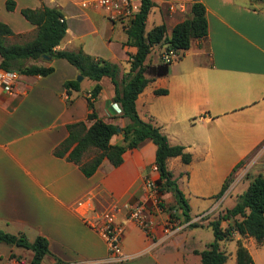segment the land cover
<instances>
[{
	"label": "crops",
	"instance_id": "0c3cea01",
	"mask_svg": "<svg viewBox=\"0 0 264 264\" xmlns=\"http://www.w3.org/2000/svg\"><path fill=\"white\" fill-rule=\"evenodd\" d=\"M13 1L15 9L7 10L6 0H0V21L14 33L7 40L23 43L35 35V26L23 17L22 8L56 7L67 24L57 49L81 47L92 56L117 63L120 77L128 71L130 55L136 52V47L124 45L126 17L121 15L122 10L119 14L98 5L82 6L91 0ZM152 1L146 32L165 24L169 36L177 23L190 17L192 3L200 1L205 6L208 33L193 38L170 69L171 62L166 75L145 73L150 81L135 101L137 112L143 120L159 126L171 144L183 145L189 153L200 147L206 156L218 161L228 157V170L217 175L220 188L229 172L254 150L234 170L235 180L218 197L224 200L264 158V3ZM155 46L159 47L160 56L167 44H157L152 49ZM27 61L51 65L54 71L46 76L19 74L13 93L0 88V230L23 233L28 240L45 237L50 252L63 261L61 264H201L195 250L201 251L203 247H199L195 232L186 229L197 216H205L192 217L185 222L188 227L178 233L169 223L168 205H176L169 192L160 195L163 207L151 211L154 225L150 233L126 222L125 211L118 213V221L126 224L122 238L125 259H109L105 240L86 223L85 217L92 218L115 204L141 199L144 177L159 176L151 170L156 146L145 139L123 154L120 165L114 166L104 159L96 172L86 177L75 163L55 156L53 150L67 137V124L86 119V98L97 82L83 77L80 90L67 94L64 82L76 79L79 74L73 65L65 59ZM98 83L101 91L95 100L97 114L119 127L126 125L128 119L120 116L119 104L112 101L114 86L110 78L103 77ZM159 88L167 93L155 94L154 90ZM197 125L199 128L195 129ZM121 141L120 132L111 138L112 143ZM227 152L230 155L226 156ZM189 164L182 163L180 157L167 160L177 183L185 177L183 165ZM198 190L199 185L194 182L192 194L199 196ZM79 200L84 201L82 206L77 204ZM222 225L226 226L227 221ZM233 238L242 243L247 241L253 251L243 245L254 263L264 264V243L258 245L252 237H241L237 232ZM226 242H221L220 247ZM32 254L23 247L0 242V264H29ZM41 264L60 263L46 255Z\"/></svg>",
	"mask_w": 264,
	"mask_h": 264
},
{
	"label": "trees",
	"instance_id": "16d2710c",
	"mask_svg": "<svg viewBox=\"0 0 264 264\" xmlns=\"http://www.w3.org/2000/svg\"><path fill=\"white\" fill-rule=\"evenodd\" d=\"M257 1L264 3V0ZM153 5L152 0H140L139 10L133 14L125 30L127 40L124 45L136 47V52L130 55L129 69L121 77L120 66L117 63L92 56L81 47L77 50L57 49V45L66 34L67 24L58 8L46 5L37 8L25 7L20 10L23 17L35 26V35L29 41L8 43L7 38L14 33L8 24L0 21V68L6 71L15 70L23 75L46 76L54 71L53 66L26 63L29 59L46 60L43 58L46 55L50 60L65 59L78 70L80 75L96 81L86 98L88 107L86 119L67 124L68 135L54 148L53 154L75 163L86 177H90L104 159L118 166L122 163L123 154L127 150L136 148L145 139H150L156 146L154 164L157 165L159 175L156 180L159 196L166 192L171 193L184 222H188L191 219L188 200L179 188L176 177L168 169L167 160L180 157L182 163L189 164L192 156L185 150V146L171 144L155 123L143 120L137 112L135 101L150 81L145 76L150 67L145 64V60L152 47L157 44H167L166 49L176 50L180 57L181 52L190 47L193 38L207 35L208 22L204 4L195 1L190 7V17L177 23L172 28L170 36L166 35L165 24L156 25L146 32V20ZM5 6L7 10H14L16 4L13 0H6ZM170 64H155L153 74L166 75ZM103 77L110 78L114 86L112 101L119 104L120 116L128 119V123L122 127L105 121L95 110V100L101 91L98 81ZM64 87L67 94H70L72 91L80 90V82L76 79L67 80L64 82ZM154 93L165 94L167 90L159 88L154 90ZM118 127L122 141L112 143L111 138L118 133ZM241 163L239 162L224 180L216 194L217 198L228 188L232 173ZM159 205L160 208L163 207L162 203ZM223 221H227L226 226L222 225ZM169 223H172L171 227L174 228L175 222L171 218ZM196 225L199 224L196 222L188 224V226ZM207 226L212 230L213 241L206 249L195 250L200 256L201 264H225L227 254L221 249L220 243L231 240L235 232L241 237H252L258 245H262L264 243V174L254 176L237 202L217 218L210 220ZM0 242L32 251L29 264H41L46 255L53 256L57 263H63L50 252L48 240L43 236H37L33 241H29L23 233L12 234L0 230ZM235 264H255L240 239L237 240Z\"/></svg>",
	"mask_w": 264,
	"mask_h": 264
},
{
	"label": "rangeland",
	"instance_id": "374dc122",
	"mask_svg": "<svg viewBox=\"0 0 264 264\" xmlns=\"http://www.w3.org/2000/svg\"><path fill=\"white\" fill-rule=\"evenodd\" d=\"M168 35L170 36L169 32ZM14 41H17V39L7 40L8 43ZM158 52H159V47L155 46L152 49L146 64H148V62H150L151 64L164 63L162 62L161 57L158 56ZM27 62L28 61H26V63ZM176 62L177 61L172 62L170 69L173 65L176 64ZM123 65L127 67L126 62H123ZM153 69H154L153 66H150L147 72L153 74V72L155 71ZM83 84H86V81ZM198 128L199 127L197 125L195 129ZM253 152L254 150L249 151L247 157L242 158V163L246 162L248 157ZM190 153L192 156L191 162L189 165L186 166L183 165V169L185 171V177L178 180V185L179 188L184 193L187 200L188 199L190 200L188 201L190 206V210H189L190 217L192 218L195 217L196 215H204L205 217L203 218V216H197L194 219L196 223H198L199 220L202 219L201 222H199V225L188 227L184 222L183 217L180 214V210L176 207V205L175 206L168 205L167 209H169L170 211L171 220L175 222L173 225L174 229H176V231L179 233L183 229L188 227L186 231L187 232L194 231L195 232L194 234L196 235V239L200 240L199 242H197L199 244V247H203L202 249H206L208 243L213 241V233L211 228L207 226L208 222L210 220L217 218L226 209L231 208L237 202L239 196L246 190L247 184H249L250 180L258 174H264V167H263V162L261 160L259 164H256L254 168L251 169L250 173L245 174V178H243L239 182L238 186L230 192V195H227L224 200H220L216 197V194L220 190V187L218 186L219 181L217 180V175L219 173L220 174L223 173V171L228 170L229 165L226 162L228 160V157H223L224 161H218V158H212L210 156H206L200 147L193 149V151H190ZM228 155H230V152L226 153V156ZM175 171H177L176 168ZM231 172L232 171H230L229 174ZM229 174L227 176H229ZM235 177H233V173H232L231 181L235 180ZM194 182H196L199 185V190H198V193H200L199 196H196L191 192V186ZM161 202L163 203V201H161L160 199L157 206L159 209H161L159 206ZM32 239L34 240L35 238ZM33 240H29V241H33ZM237 240H238L237 238H232L230 241L226 242L225 244L224 243L221 244V248L227 254V260L225 264H235V249L237 246ZM243 242H244L243 244L246 247H249L248 249L253 251V248L249 245L247 241H243Z\"/></svg>",
	"mask_w": 264,
	"mask_h": 264
},
{
	"label": "built area",
	"instance_id": "2783aa9c",
	"mask_svg": "<svg viewBox=\"0 0 264 264\" xmlns=\"http://www.w3.org/2000/svg\"><path fill=\"white\" fill-rule=\"evenodd\" d=\"M86 5H98L109 11H117L119 14H121L119 11L122 10L121 15L124 14L126 17L123 25L127 29L133 14L139 10L140 0H91L87 4H82V6ZM160 57L162 62L171 63L178 58V53L173 49H165ZM18 80L19 73L17 71H6L0 68V88L7 93L14 92ZM151 170L158 173L157 165L153 164ZM156 180L148 175L144 177V194L138 201L115 204L112 209L96 214L92 218L85 217L86 223L105 240L110 260L122 261L125 259L122 251V238L126 224L117 219L118 213L122 210L126 213V222L136 224L147 233L152 230L154 221L151 218V211L158 208L160 201ZM83 202V200H79L77 204L82 206Z\"/></svg>",
	"mask_w": 264,
	"mask_h": 264
},
{
	"label": "water",
	"instance_id": "95a60500",
	"mask_svg": "<svg viewBox=\"0 0 264 264\" xmlns=\"http://www.w3.org/2000/svg\"><path fill=\"white\" fill-rule=\"evenodd\" d=\"M43 58H45V59H47V60L50 59V58H49L48 56H46V55H44ZM82 79H83V76L80 75V74H78L77 77H76V80L79 81V82H81ZM117 132H118V133L120 132V128H119V127L117 128Z\"/></svg>",
	"mask_w": 264,
	"mask_h": 264
}]
</instances>
